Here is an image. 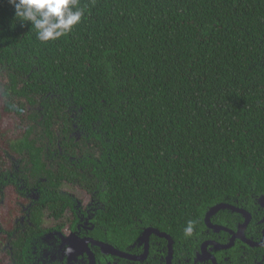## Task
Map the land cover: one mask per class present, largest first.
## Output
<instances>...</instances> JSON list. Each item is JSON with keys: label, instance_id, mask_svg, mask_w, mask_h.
<instances>
[{"label": "trees", "instance_id": "1", "mask_svg": "<svg viewBox=\"0 0 264 264\" xmlns=\"http://www.w3.org/2000/svg\"><path fill=\"white\" fill-rule=\"evenodd\" d=\"M79 3L81 22L41 42L0 0V74L5 96L46 99L43 123L52 106L71 107L84 145L73 163L104 183L119 225L135 218L184 236L211 204L264 190V0Z\"/></svg>", "mask_w": 264, "mask_h": 264}, {"label": "flooded vegetation", "instance_id": "2", "mask_svg": "<svg viewBox=\"0 0 264 264\" xmlns=\"http://www.w3.org/2000/svg\"><path fill=\"white\" fill-rule=\"evenodd\" d=\"M6 81L2 71L0 99L20 107L9 112L25 118L29 131L0 146V256L6 259L0 264H264V190L251 186L211 204L192 237L135 218L119 225L101 198L104 183L91 181L90 167L73 163L84 145L71 107L52 106L51 119L43 123L51 109L46 99L36 97L30 105L17 93L5 96ZM72 144L79 147L70 150ZM66 163L85 177L60 179ZM55 178L60 183L52 190L49 182ZM219 205L206 222V213Z\"/></svg>", "mask_w": 264, "mask_h": 264}, {"label": "clouds", "instance_id": "3", "mask_svg": "<svg viewBox=\"0 0 264 264\" xmlns=\"http://www.w3.org/2000/svg\"><path fill=\"white\" fill-rule=\"evenodd\" d=\"M14 8V18L30 23L41 42L55 41L67 35L79 24L85 15L79 0H8ZM195 231L193 221H188L184 236L192 237Z\"/></svg>", "mask_w": 264, "mask_h": 264}, {"label": "rangeland", "instance_id": "4", "mask_svg": "<svg viewBox=\"0 0 264 264\" xmlns=\"http://www.w3.org/2000/svg\"><path fill=\"white\" fill-rule=\"evenodd\" d=\"M1 78L5 80L4 77ZM22 113L25 117L28 114V111L24 110ZM28 131L29 127L25 118L19 119L16 116H13L10 112L2 113L0 111V146L6 148V145L14 139L12 138L13 136L27 135ZM33 133L34 130L32 128L30 135ZM0 261L4 263L6 259L3 256H0Z\"/></svg>", "mask_w": 264, "mask_h": 264}, {"label": "water", "instance_id": "5", "mask_svg": "<svg viewBox=\"0 0 264 264\" xmlns=\"http://www.w3.org/2000/svg\"><path fill=\"white\" fill-rule=\"evenodd\" d=\"M219 207H220V205H219V206H216V207H213L211 210H209V211L206 213V216H205V221H206V222L208 221V217H209L210 213H211L212 211H214L215 209H218Z\"/></svg>", "mask_w": 264, "mask_h": 264}]
</instances>
